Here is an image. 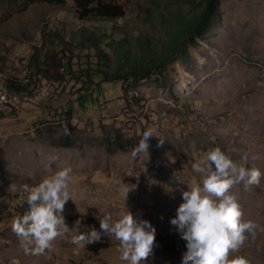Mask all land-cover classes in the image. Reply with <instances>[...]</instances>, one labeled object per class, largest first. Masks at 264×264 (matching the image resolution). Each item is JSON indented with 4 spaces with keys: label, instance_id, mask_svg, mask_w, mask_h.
Masks as SVG:
<instances>
[{
    "label": "rangeland",
    "instance_id": "obj_1",
    "mask_svg": "<svg viewBox=\"0 0 264 264\" xmlns=\"http://www.w3.org/2000/svg\"><path fill=\"white\" fill-rule=\"evenodd\" d=\"M120 1L126 12L114 24L117 38L133 41L140 31L156 30L142 19L150 0ZM219 6L217 21L198 39L190 60L173 64L169 83L125 90L120 82H105L77 93L73 81L50 86L36 69L44 59L59 69V42L84 59L81 28L87 23L78 19L74 0H0V72L30 82L34 92L23 97L16 114L0 116V264H128L112 236L102 234L85 248L72 243L79 231L100 229L97 216L115 220L127 208L156 229L144 264H182L187 241L170 221L182 191L201 182L191 164L217 145L233 160L260 169L258 186L238 184L231 192L244 218L264 229V0H220ZM45 89L49 95L40 96ZM131 96L141 97L142 107L130 102L124 110L123 98ZM55 108L71 113L51 118L46 110ZM146 128L155 134L149 155L134 158L131 151ZM67 165L73 169V200L63 212L69 229L44 254L26 255L12 231L14 217L27 209L23 186ZM240 254L250 264H264V230L249 236Z\"/></svg>",
    "mask_w": 264,
    "mask_h": 264
},
{
    "label": "clouds",
    "instance_id": "obj_2",
    "mask_svg": "<svg viewBox=\"0 0 264 264\" xmlns=\"http://www.w3.org/2000/svg\"><path fill=\"white\" fill-rule=\"evenodd\" d=\"M65 135H70L67 127ZM154 135L151 128L142 130L131 151L132 157L149 155V140ZM191 169L201 174V182L188 184L187 190L182 191L183 202L170 221L187 241L182 264H250L240 249L249 236L255 237L258 229H264L256 221L244 218L242 205L231 189L238 184H243L246 190L258 186L260 169L233 160L219 145L192 163ZM72 173V167L67 165L45 175L36 184L23 186L21 198L27 209L14 217L12 231L26 255L44 254L57 237L68 231L63 212L72 199ZM97 219L99 230L91 227L83 232L79 231L81 220L77 219L74 229L79 234L72 237V243L85 248L99 242L102 234L112 236L119 242L120 259L128 264H144L153 253L156 229L149 220L134 216L128 208L115 220L110 214Z\"/></svg>",
    "mask_w": 264,
    "mask_h": 264
},
{
    "label": "trees",
    "instance_id": "obj_3",
    "mask_svg": "<svg viewBox=\"0 0 264 264\" xmlns=\"http://www.w3.org/2000/svg\"><path fill=\"white\" fill-rule=\"evenodd\" d=\"M219 1L150 0L148 11L142 19L156 30L140 31L134 34L135 38L131 41L127 37L115 36L117 32L114 24L126 12V7L120 0H74L78 19L87 23L81 28L82 41L87 43V46L84 45L86 52L83 56L80 54L84 59L78 60L70 47L65 48L59 42L62 53L59 57V69L51 66L45 59L37 60L38 76L48 80L50 86L55 83L61 88L66 82L73 81L78 86L75 90L77 93L91 90L105 82L115 86L120 82L125 90L143 82L165 85L171 81L173 64H186L198 45V39L217 21L220 15ZM173 4L176 6L173 7ZM62 41L65 44V38ZM73 45L75 47L76 42ZM3 80L9 88L21 95V100L34 95L30 82L25 83L14 75L4 76ZM123 100L124 110L130 102L137 108L142 107L139 104L141 97H125ZM17 110L14 108L7 113H0V116L16 114ZM62 110L64 109L55 108L46 112L51 118L71 113Z\"/></svg>",
    "mask_w": 264,
    "mask_h": 264
},
{
    "label": "bare ground",
    "instance_id": "obj_4",
    "mask_svg": "<svg viewBox=\"0 0 264 264\" xmlns=\"http://www.w3.org/2000/svg\"><path fill=\"white\" fill-rule=\"evenodd\" d=\"M5 76L4 73L0 72V95H5L6 93L10 94V103H16V106L21 102V95L14 91L13 89L9 88L8 85L3 80Z\"/></svg>",
    "mask_w": 264,
    "mask_h": 264
},
{
    "label": "built area",
    "instance_id": "obj_5",
    "mask_svg": "<svg viewBox=\"0 0 264 264\" xmlns=\"http://www.w3.org/2000/svg\"><path fill=\"white\" fill-rule=\"evenodd\" d=\"M45 91L46 89L41 91L40 96L44 93L49 95L48 92ZM10 94H12V92L6 93L5 95H0V113H7L14 108H18L16 107V103H10Z\"/></svg>",
    "mask_w": 264,
    "mask_h": 264
},
{
    "label": "crops",
    "instance_id": "obj_6",
    "mask_svg": "<svg viewBox=\"0 0 264 264\" xmlns=\"http://www.w3.org/2000/svg\"><path fill=\"white\" fill-rule=\"evenodd\" d=\"M24 98H26V97H24ZM20 104V103H19ZM18 107V106H17ZM2 116H4V115H2Z\"/></svg>",
    "mask_w": 264,
    "mask_h": 264
}]
</instances>
